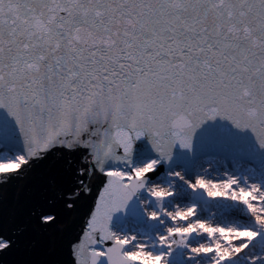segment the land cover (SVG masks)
I'll return each mask as SVG.
<instances>
[{
	"label": "snow or ice",
	"instance_id": "snow-or-ice-1",
	"mask_svg": "<svg viewBox=\"0 0 264 264\" xmlns=\"http://www.w3.org/2000/svg\"><path fill=\"white\" fill-rule=\"evenodd\" d=\"M57 148L76 264H264V0H0V184Z\"/></svg>",
	"mask_w": 264,
	"mask_h": 264
},
{
	"label": "water",
	"instance_id": "water-1",
	"mask_svg": "<svg viewBox=\"0 0 264 264\" xmlns=\"http://www.w3.org/2000/svg\"><path fill=\"white\" fill-rule=\"evenodd\" d=\"M81 155L82 150L54 149L23 178L0 184V236L12 241L0 251V264H76L73 249L81 240L86 246H111L110 241L90 245L85 236L104 190L103 177L97 173L89 181L85 174L90 191L81 192L74 201L64 198L79 187V169L87 167ZM68 203L73 207L68 208ZM42 214H53L55 220L44 224L39 219Z\"/></svg>",
	"mask_w": 264,
	"mask_h": 264
},
{
	"label": "rangeland",
	"instance_id": "rangeland-1",
	"mask_svg": "<svg viewBox=\"0 0 264 264\" xmlns=\"http://www.w3.org/2000/svg\"><path fill=\"white\" fill-rule=\"evenodd\" d=\"M226 164L230 165V161L226 162ZM205 165H207V166L209 167V165H208L207 163H205ZM213 176L215 177L216 174L213 173ZM145 195H147V194H145ZM212 211L214 212L215 210L213 209ZM211 214H212V213L210 212V213H208L207 215H211Z\"/></svg>",
	"mask_w": 264,
	"mask_h": 264
},
{
	"label": "bare ground",
	"instance_id": "bare-ground-1",
	"mask_svg": "<svg viewBox=\"0 0 264 264\" xmlns=\"http://www.w3.org/2000/svg\"><path fill=\"white\" fill-rule=\"evenodd\" d=\"M204 167H205V168H208V166H207V165H204ZM221 178H224V177H223V176H221Z\"/></svg>",
	"mask_w": 264,
	"mask_h": 264
}]
</instances>
